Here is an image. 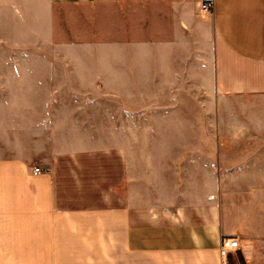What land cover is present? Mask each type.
Here are the masks:
<instances>
[{
  "label": "crops",
  "instance_id": "obj_1",
  "mask_svg": "<svg viewBox=\"0 0 264 264\" xmlns=\"http://www.w3.org/2000/svg\"><path fill=\"white\" fill-rule=\"evenodd\" d=\"M258 207L264 0H0V264H260Z\"/></svg>",
  "mask_w": 264,
  "mask_h": 264
},
{
  "label": "rangeland",
  "instance_id": "obj_2",
  "mask_svg": "<svg viewBox=\"0 0 264 264\" xmlns=\"http://www.w3.org/2000/svg\"><path fill=\"white\" fill-rule=\"evenodd\" d=\"M103 60V69H102V78H98V80H103L105 86L103 89H99L98 92L99 94H95L92 89L88 90V95L89 96H95L97 97V103L96 104H91L94 102L91 100L88 105H85L82 108L83 113L88 114L91 113V116L96 117L97 114H103L106 117V119H101V120H96V119H91L88 122H84L85 126L94 127L96 125H101V126H111L113 125V119H109L112 117V112H113V104H112V89L110 88V82H111V74H109V69H110V59L108 57H102ZM87 80H95V75L93 73L87 72ZM83 92V91H82ZM94 114V115H92ZM100 118L103 117V115L99 116ZM97 118V117H96ZM252 219H255L260 222L261 225L264 226V210L262 207L256 208L255 211H252ZM241 248V247H240ZM240 248L236 250L238 253V257H236L235 254L232 255V257L236 260L237 258L240 260L241 264L243 262L244 256L241 254ZM259 249L262 251L264 250V246H259ZM235 252V251H234ZM264 264V263H260Z\"/></svg>",
  "mask_w": 264,
  "mask_h": 264
},
{
  "label": "built area",
  "instance_id": "obj_3",
  "mask_svg": "<svg viewBox=\"0 0 264 264\" xmlns=\"http://www.w3.org/2000/svg\"><path fill=\"white\" fill-rule=\"evenodd\" d=\"M202 9L204 11L211 9V3H206L202 5ZM41 170L39 167H35L33 169V173L37 174L40 173ZM240 248L239 242L236 238H227L225 239L221 246H220V252H221V260L220 264H228V254L230 252H234Z\"/></svg>",
  "mask_w": 264,
  "mask_h": 264
}]
</instances>
